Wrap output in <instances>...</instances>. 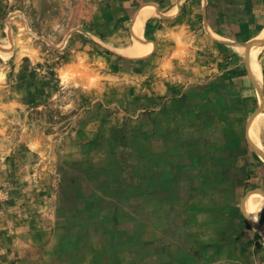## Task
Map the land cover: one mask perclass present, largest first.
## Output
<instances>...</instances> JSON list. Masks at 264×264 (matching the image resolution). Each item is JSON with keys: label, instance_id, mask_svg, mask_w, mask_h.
<instances>
[{"label": "rangeland", "instance_id": "rangeland-1", "mask_svg": "<svg viewBox=\"0 0 264 264\" xmlns=\"http://www.w3.org/2000/svg\"><path fill=\"white\" fill-rule=\"evenodd\" d=\"M207 3L0 0V264H264V29Z\"/></svg>", "mask_w": 264, "mask_h": 264}, {"label": "crops", "instance_id": "crops-1", "mask_svg": "<svg viewBox=\"0 0 264 264\" xmlns=\"http://www.w3.org/2000/svg\"><path fill=\"white\" fill-rule=\"evenodd\" d=\"M211 7L214 10H212ZM174 9L175 7H168L160 11L166 12L165 15L172 17L175 15ZM142 10L144 11V9ZM148 11H150V9H148ZM204 21L207 28H209L216 39L232 44H244L260 34L264 29V0H221L218 3H213L212 0H208ZM211 28H213V30H211ZM262 34H264V30ZM224 46H227V44ZM254 51L255 48L252 49L250 55L253 72L256 62ZM250 131L251 130H249V138L251 139ZM259 145L260 143L258 141L257 146ZM260 198L264 200V198ZM263 206L264 201H257L254 205L253 213H251L253 217H251L254 218ZM244 210L246 211L245 203ZM247 213L249 214V212Z\"/></svg>", "mask_w": 264, "mask_h": 264}, {"label": "bare ground", "instance_id": "bare-ground-1", "mask_svg": "<svg viewBox=\"0 0 264 264\" xmlns=\"http://www.w3.org/2000/svg\"><path fill=\"white\" fill-rule=\"evenodd\" d=\"M144 20H145V16L144 15H138L137 16V18H136V22H135V25H136V28H141L142 27V24H143V22H144ZM139 30V29H138ZM137 47L139 48V50H137ZM132 52V51H131ZM143 52H145V51H143L142 50V48H141V46H137L136 45V53H135V51L133 50V52L132 53H130V54H136V55H140V54H142ZM257 53H258V51L255 49V51H254V55H257ZM254 124H252V126H251V128H250V137H251V139L253 140V142L255 143V144H257L258 145V137H256V133H255V126H256V123L257 122H253ZM256 204V201L255 200H253V201H246L245 202V209H246V211L247 212H249V215L250 216H252L253 217V214H251V213H253V209H254V205ZM246 212V213H247Z\"/></svg>", "mask_w": 264, "mask_h": 264}]
</instances>
